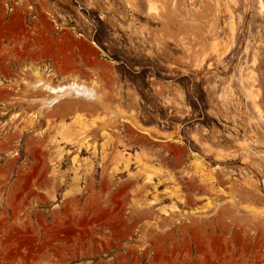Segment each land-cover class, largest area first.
<instances>
[{
	"label": "rangeland",
	"instance_id": "rangeland-1",
	"mask_svg": "<svg viewBox=\"0 0 264 264\" xmlns=\"http://www.w3.org/2000/svg\"><path fill=\"white\" fill-rule=\"evenodd\" d=\"M262 6L264 0H0V72L10 69L20 85L39 70L58 83L53 87L77 78L107 88L121 125L112 133L120 137L117 150L107 153L123 157L109 186L99 174L88 196L76 191L86 185L74 183L71 144L60 145L70 158L53 174L54 149L36 142L48 132L45 123L14 144L21 157L12 168L15 153L0 152V264H264ZM18 112L0 127L11 128ZM74 121H66L72 131ZM150 153L160 155L155 165H145ZM155 172L177 180L157 183ZM188 183L198 186L191 206L179 200L192 189ZM136 196H156L157 208L174 204L184 217L147 239L132 211ZM246 202L256 204L252 215Z\"/></svg>",
	"mask_w": 264,
	"mask_h": 264
},
{
	"label": "bare ground",
	"instance_id": "bare-ground-1",
	"mask_svg": "<svg viewBox=\"0 0 264 264\" xmlns=\"http://www.w3.org/2000/svg\"><path fill=\"white\" fill-rule=\"evenodd\" d=\"M262 7L264 9V6H262ZM60 68H61V66H60ZM35 69H37V68H35ZM6 70H4L2 73L0 72V120H4L5 118H7L12 113V111L19 110L18 114H15L14 117L12 118L13 123H12L11 128L0 127V152L5 153L2 151L12 150L13 153H15V155L13 157H11V159L9 160L10 164L8 163L9 164L8 167L12 168L14 166V164L20 160V157H21L20 153L17 152L18 146H14V144L18 143L19 140L22 138V136H25V134L27 132H29L30 130H33V132H35L36 129L40 128L45 123L47 128H48L47 129L48 132H47V134H43V137H38L36 142L38 143V146H40V147H46L49 149H54V153L51 154V157L53 158V162H55V164L53 165L54 166L53 174L58 175L60 173L61 167H63L66 163V160L70 158L69 154L65 155V153H70V150L68 152H66L60 146L62 143L65 142L67 144H71L72 146H74L73 149H76L75 152H72V154L75 155V157L73 159L74 168L72 169L75 173V177H74L75 182L74 183L76 184V186H78V185H80V183L82 181H84V184L86 185V187L83 191H81L79 189L76 191L82 195L86 194L89 196L90 193L94 194L95 187L97 185V177L99 176V174H100L101 182H103L105 184V187H108L109 186L108 178H114L116 173L120 171V169L118 167L119 163H117V162H121L123 160V157L120 153L118 154L120 157L117 156L116 158L112 157L110 154L107 153L108 147L113 148V151L117 150V149H114V147H116V148L118 147V146H115L116 145L115 141H117L120 138V137L117 138V136L114 137V135H112V133L115 130V127H119V125H120V122H118V117L116 118V114L118 113V110H120V109L115 107L118 110H117V113H114L115 111L113 110L114 109L113 105L117 101H115L116 97L113 98L112 94H110L112 92H109L108 90H106L107 88L102 89V88L96 86L95 85L96 81H95V83L94 82L88 83L87 80L85 81L82 79L83 81H80L77 78L73 79L71 82H69L65 85H61L59 87H53L52 85H55L56 83L54 84V82L53 83L51 82L52 83V85H51L50 81H53V80L49 81L47 78L48 76L45 77V75H42L41 71H40L41 73L38 72L39 70L38 71L36 70L33 74H31L32 72H30L29 75L25 74L27 76H25L26 77L25 80L23 79L24 80L23 83L20 82V83H22V85H20L18 82H12L13 81L12 78L14 76H16V73L14 74V73L10 72L9 71L10 69L7 71ZM76 73H79V75H82L83 78L86 77V79H87L86 74H84L83 72L81 73V72H78L76 70ZM19 75H21L20 72H19ZM22 75L24 76L23 72H22ZM63 77H65V74ZM75 77H76V75H75ZM14 79H15V77H14ZM3 80L4 81L8 80L11 82H8V84H4L2 82ZM15 80L18 81L17 79H15ZM89 80H91V79H89ZM110 91H111V89H110ZM114 101H115V103H114ZM116 104L118 105V103H116ZM121 111H122V109H121ZM99 113L104 115L101 122L99 120V122H92L91 124H88L87 123L88 121L85 122L83 120V117L94 116V115L96 116ZM122 113H124V112L122 111ZM71 116L75 117V121H74L73 125L78 128L77 130L75 128V131H72L71 130L72 125L70 127L69 125H67V122H66L67 119ZM119 116L122 117L123 115H119ZM124 116H126V115H124ZM95 120H97V119L95 118ZM122 120H124V117ZM20 122H24L25 125L20 127L21 126ZM124 122H125V120H124ZM136 123L134 122L135 125L138 124V123L137 124ZM138 126L140 128L143 127V126L141 127V125H139V124H138ZM147 129H148V127H147ZM147 129L145 127L144 130L147 131ZM149 129H148V131H149ZM99 132H101L100 137L103 138V140H104L103 144H101V145L99 144V140H98ZM122 138H121V140H122ZM124 139L125 138H123V140ZM32 142H34L33 137L28 138L27 145H30ZM122 143H123V141H122ZM86 154H90L92 156V158L86 159L85 161L80 160V156L86 155ZM114 156H116V155H114ZM139 158H140V156H139ZM113 159L116 160V163H112ZM145 159H146V161H144V162H146V164L144 163L145 165H147V164L155 165L154 163H155L156 159H160V155L150 153V155H148ZM197 163H198L197 164L198 167L196 165H194L195 163L192 164L195 167L194 168L191 167L193 169L192 170L190 168L191 171L194 172V169L196 167H197V169L199 168L201 171H202V169H204L203 167L200 168L199 162H197ZM125 168H128L127 164L125 165ZM148 168H150V167L148 166ZM150 169H148V170H150ZM99 170H101L100 173H99ZM204 172L209 174L208 171H204ZM210 172L212 173L211 170H210ZM211 173L209 175H213ZM151 174H153V173H151ZM151 174L147 173L145 175L146 181L152 182L154 177L152 178ZM156 174H157V176H156L157 177L156 178L157 183H160L161 180L164 178L170 182L173 181L174 183L177 180V178L175 179V176H173L172 174L166 175L167 177H165V175L163 173H162L163 175L161 173L158 175V172ZM192 180H193V178H192ZM179 181L180 180H178L177 183H179ZM189 184L191 185V183H188L187 186H190ZM249 184H253V183L249 182ZM223 185H224V183H223ZM192 186H193V184H192ZM196 186H194V187H196ZM194 187H191L192 188L191 190H190V188H187L190 192L185 194V196H183V197H182V195H180L181 197L179 198V200L184 202L186 205H190V206L193 204H196V202L198 200L197 199L195 200L194 197L197 198V193H196L195 189H197L198 186H197V188H194ZM182 189H184V188H181V190ZM238 189H240V190H238ZM253 189H256V188H253ZM236 190L240 192L241 187H238ZM242 190H243L244 194L247 193V192H244V190H248V193L245 195L243 194V195L246 197L245 199H246V201H248V203L252 202L249 200L253 199V198L248 199V197H247L250 194L249 189H246L244 187ZM174 191H176V189ZM229 191L234 192L233 190H230V189H229ZM256 191H258V190H256ZM203 192H204V190H203ZM231 194H232V196H231ZM231 194L229 196L234 197L233 193H231ZM239 194H240V197H239ZM239 194L237 196L239 198H243V199H241V201L244 200V197H242L243 195H241L242 193H239ZM206 195H207V193H206ZM210 195H211V192H210ZM250 195L251 196H249V197H253L252 195H254V194H250ZM237 196H235V198H231V199H236ZM138 197L139 196H136V199L133 200L132 211L134 212V214H137V216H138L137 225L143 229V232L145 233L144 235H146V238H147V236H150V238H151L152 237L151 235L156 233L157 230L163 231L167 228L172 227L173 225L176 224V221H178L177 218H180V216H183V213H182V215H180L181 210L179 211L180 212L179 213L176 210L177 207L174 204H173V206H171V210H167L166 208H161V209L157 208L155 206L158 202V198L156 196H153L152 198L146 199V200L139 199ZM215 197H216V195H215ZM78 198H79L78 195L75 194L73 197L74 202H78L79 201ZM212 198H214V197H211V199ZM227 198H224V199H227ZM218 199H220V198L218 197ZM231 199L230 200L227 199L229 203H232L233 200L231 201ZM209 200H210V198H209ZM238 200H240V199H238ZM225 202L227 203V201H225ZM223 203H224V201H223ZM250 204H252L251 205L252 207L256 206V204L255 205H253V203H250ZM250 204L247 205L248 208H246V209L249 210L248 212H250V210L252 209L250 212V215H252V213L254 211L253 209L256 210V208H254V207L252 208L250 206ZM212 205H215V204L213 203V204H211V206ZM217 205L221 206L218 203H217ZM236 206H238V205H236ZM249 206L251 207V209H249ZM205 207H206V204H205ZM209 208H210V205H209ZM213 208H214V206H213ZM236 208H235V210H236ZM212 209H211V211H214ZM233 209H234V207H233ZM238 209H240V208H238ZM218 210H220V209H218ZM215 211H216V209H215ZM215 211H214V213H216ZM201 212L203 213V211H201ZM206 212H209V211H206ZM210 212L208 214L212 213V212L211 213ZM224 212L226 213V209ZM227 212H229V211L227 210ZM256 212L259 214L258 211H256ZM256 212H255V214H256ZM196 213H198V212H196ZM205 213H204V215L208 216V214H205ZM214 213H212V214H214ZM232 213H234V212H232ZM162 214H166L167 217L163 218ZM186 214H187V212H186ZM221 214H223V213H221ZM260 214H262V213H260ZM260 214H259V216H260ZM196 215H198V214H194L193 216H195L197 218L198 216H196ZM257 216L258 215L254 216V219ZM185 217H186V215H185ZM186 218H184V219L186 220ZM188 219H189V216H188ZM180 221H183V220H180ZM190 221H188V223ZM251 221H253V220H251ZM144 222H146V225L143 224ZM243 223H245V222H243ZM240 224H242V223L240 222ZM147 230H148V232H147ZM146 233H148L149 235H147ZM151 239H153V238H151ZM140 247H142V246H140Z\"/></svg>",
	"mask_w": 264,
	"mask_h": 264
}]
</instances>
